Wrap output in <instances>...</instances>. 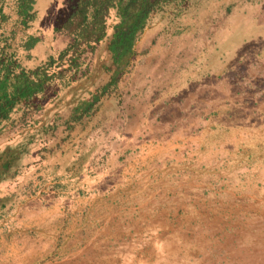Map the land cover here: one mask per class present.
Listing matches in <instances>:
<instances>
[{
    "label": "rangeland",
    "instance_id": "rangeland-1",
    "mask_svg": "<svg viewBox=\"0 0 264 264\" xmlns=\"http://www.w3.org/2000/svg\"><path fill=\"white\" fill-rule=\"evenodd\" d=\"M79 1L34 0L26 18L17 0L0 1V50L26 69L70 47L48 70L55 75L44 91L0 123V264H264V42H248L245 31L264 0H152L123 71L109 47L128 0H101L95 21V0L85 18ZM190 14L207 38L228 30L236 42L217 40L219 66L159 78L157 92L166 97L156 99L154 79L132 77L133 61L148 64L142 38L154 26L163 37L180 32ZM85 28L105 35L87 42ZM31 38L38 42L26 48ZM202 86L212 88L205 98L178 94ZM158 102L195 106L204 123L174 129L181 117L169 113L165 133L151 126L125 132L120 119ZM104 130L122 143L121 159L141 165L119 179L107 173L91 187L87 170L109 155L98 148Z\"/></svg>",
    "mask_w": 264,
    "mask_h": 264
},
{
    "label": "crops",
    "instance_id": "crops-1",
    "mask_svg": "<svg viewBox=\"0 0 264 264\" xmlns=\"http://www.w3.org/2000/svg\"><path fill=\"white\" fill-rule=\"evenodd\" d=\"M254 9V10H252ZM250 16L247 20L249 23L245 22V31H247V35L249 38H247L248 42H258V40H261V42H264V6L260 4L259 6H256L255 8H252ZM199 17L197 15L190 14L187 20L189 22H186V27L182 28L180 32H174V29L170 32L165 33V37L160 35V31L162 30L161 27H155L150 30L147 34L144 35L142 38V42L140 45V49L142 47H148V57L147 65H141L138 64L140 62L139 59L136 60V62L133 61L132 65V77H135L136 74L140 73H146L148 74V81L149 83H153V79L156 81L155 84L158 85L154 89V93H150L151 96H155L156 99H165L166 95L164 92L161 94H158L157 91L162 89L164 86L163 84L159 85L158 83L163 81L164 79H168L170 75H172L174 69L176 71V75H183L184 79L188 77V75H192V69L191 68H202L200 70L203 72L205 68H212L219 66V52L217 55L215 53L217 52V48L219 50V46L217 43L223 42V41H233L236 42L235 39H231L234 34L228 30H225L223 32L224 37L222 38L220 32L214 31L213 35L209 38H207V32H203V29L199 27ZM196 24V25H194ZM235 24V23H234ZM233 24V25H234ZM236 25V24H235ZM226 33L230 35L229 38H225ZM158 36H160L158 38ZM156 40L153 44L152 41ZM220 41V42H217ZM147 42V46L145 45ZM131 70V69H130ZM130 78V76H128ZM160 81L157 82V80ZM180 80V79H178ZM181 81V80H180ZM187 82V81H186ZM219 82L217 83V85ZM125 85V84H124ZM135 85V83H134ZM143 84L141 83V88L133 87V89L140 90V94L143 90ZM204 87H206L204 89ZM203 89H196V90H182V92H178V94L181 93V97L188 98H205V95L203 94V91L212 89L209 86H202ZM134 93V92H133ZM137 93V92H135ZM218 93V88H217ZM131 97V95L129 96ZM140 97V95H139ZM212 97H214L212 95ZM218 97V96H217ZM171 98V96H169ZM207 98H210V96H207ZM160 103H155L154 106H150L151 108H148L149 106L146 105H139L140 107L135 111L136 115L128 120L126 122V117L123 119H120L125 124V132H134V131H143L146 130L147 127H154V129L157 127V130L164 132L169 130V121L163 122L164 119H166L169 115L175 114L181 117V125L178 126V123H176V128L174 129H181L186 132L188 131H194L196 129V126L201 125L204 123L205 118H200V114H204L203 112L199 114V108H196L195 106H189L187 103L184 104L182 107L177 108H164L163 106L158 107ZM102 110V109H101ZM161 116V123H158V117ZM204 117V116H203ZM153 122H155L153 124ZM201 123V124H200ZM151 124V125H150ZM106 130V129H105ZM104 130V133H101V139L98 143V148L100 150L104 149L109 152L108 157H106L103 162L100 165V167L91 166V170H87L88 174L90 176L95 177L93 180L91 187L95 186L97 183L102 181V183L105 181L102 177L103 175L107 173L112 174V178L115 179L116 176H118V179L122 174L128 173V174H135L137 171H139L140 168V160L139 159H133L132 163L130 162L131 156L125 155L124 159L122 158V155L124 153V150L121 147V144L115 141L110 140V135L106 133ZM154 136V137H153ZM163 138V133L159 135ZM113 137V136H112ZM125 136L119 137L120 142L125 141ZM156 138V135L153 133L148 138ZM159 138V137H158ZM97 142H93V145H96ZM145 144V143H144ZM147 147V146H146ZM143 148L144 150L146 149ZM154 149V148H153ZM143 151V150H142ZM159 151L158 148H155L153 152ZM149 152V150H148ZM147 152V153H148ZM149 155V154H148ZM144 157H147L146 155H143ZM29 161V160H28ZM34 161V160H30ZM105 162V163H104ZM124 162V163H123ZM70 165V164H69ZM72 165V164H71ZM98 168H101L98 170ZM136 169V170H134ZM116 175V176H115ZM116 187H119L116 183Z\"/></svg>",
    "mask_w": 264,
    "mask_h": 264
},
{
    "label": "trees",
    "instance_id": "trees-1",
    "mask_svg": "<svg viewBox=\"0 0 264 264\" xmlns=\"http://www.w3.org/2000/svg\"><path fill=\"white\" fill-rule=\"evenodd\" d=\"M2 1V0H0ZM19 15L31 17L30 13L33 9L34 0H17ZM90 0H80V12L83 18L87 17V5ZM104 5L101 0H95L93 6L95 9L93 20L98 19L100 14L99 8ZM154 5L152 0H128L123 8L122 20L115 26V32L110 44V50L113 52L114 61L123 71L127 67L132 57L135 54L134 46L137 40L139 23L146 18L153 10ZM2 8L0 7V13ZM23 18V19H24ZM4 19V15L0 14V20ZM92 22V21H91ZM90 24V22H87ZM88 27V26H86ZM84 40L87 42L100 41L105 32L102 30L98 33L85 28L82 32ZM38 42L37 38H31L26 48L33 47ZM70 47L66 48L59 54V58L50 56L48 60L37 66L35 69H26L14 57V54H9L3 47L0 50V123L7 120L13 112L15 106L22 100H29L37 94L44 91L48 80L52 79L55 74H49V69L55 63H59L60 59L65 56Z\"/></svg>",
    "mask_w": 264,
    "mask_h": 264
}]
</instances>
